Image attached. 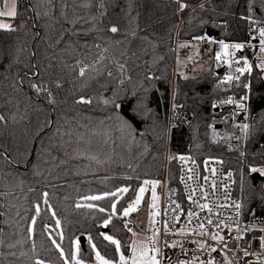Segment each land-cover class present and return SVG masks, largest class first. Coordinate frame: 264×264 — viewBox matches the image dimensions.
I'll list each match as a JSON object with an SVG mask.
<instances>
[{"label": "trees", "instance_id": "trees-1", "mask_svg": "<svg viewBox=\"0 0 264 264\" xmlns=\"http://www.w3.org/2000/svg\"><path fill=\"white\" fill-rule=\"evenodd\" d=\"M203 1L18 0L12 28L0 29V264H73L80 237L83 262L87 253L113 262L128 254L125 222L134 225L121 201L113 214L112 196L88 212L79 200L122 187L134 199L145 178L161 175L176 30L181 39L209 28L241 41L249 21L264 20V0ZM247 79L254 119L244 143L229 148L213 142L211 102L221 92L214 70L177 74L174 99L190 120L173 131L168 149L169 157L188 154L199 163L221 159L246 214L264 207V179L251 181V170L264 165V79L259 70ZM125 98L140 131L119 112ZM167 179H178L171 159ZM57 220L60 232L51 238ZM102 233L120 241L119 253Z\"/></svg>", "mask_w": 264, "mask_h": 264}, {"label": "built area", "instance_id": "built-area-1", "mask_svg": "<svg viewBox=\"0 0 264 264\" xmlns=\"http://www.w3.org/2000/svg\"><path fill=\"white\" fill-rule=\"evenodd\" d=\"M261 28H264V20L249 21L245 38L241 41L210 37L205 32L189 39H181L178 29L174 34L170 47L172 57L170 93L164 114L166 132L164 166L161 175L155 179L160 182L157 186L159 232L156 237L159 249L157 258L160 264H180L181 261L186 264L201 262L207 264L210 259L214 260L215 264H225V257L231 264H264V207L252 208L247 214L244 212L242 201L233 193V172L225 169L221 159L208 157L199 163L188 154H177L173 157L168 155L171 134L190 120L184 113L183 104L177 103L174 99L175 78L177 74L182 73L196 76L209 69L214 70L216 85L221 92L211 102L212 111L217 109L213 118V142L229 148L239 147L244 143L254 119L249 98V81L244 80L249 77L250 72L240 74L236 69L243 67V61L246 59L251 69L259 70L264 79V69L258 67L264 62V53L260 52V48L264 46L260 44ZM221 42L229 45V48L222 49ZM236 43L244 47L231 48V45ZM218 52L221 53L220 59H217ZM225 52L232 55H225ZM228 76L233 77L231 82L226 80ZM236 76H239L238 80L235 79ZM229 98L233 102L224 103ZM239 104H243L244 108L238 107ZM242 124L249 126L246 133L240 128ZM180 157L185 159L181 160ZM169 159L175 161L178 167L177 183L172 185L168 184L167 179ZM205 177L208 179L205 180ZM205 203L209 207L201 209L199 205ZM236 203L241 205L239 209L234 207ZM176 205H179L178 209ZM189 211L195 214L191 220L188 218ZM209 219L213 224H208ZM221 221L224 223L221 224ZM165 223L168 224L167 233ZM200 224L205 226L208 235H199ZM217 224L220 226L216 227ZM125 227L128 231L131 229L129 232L132 235L137 234L130 223L125 222ZM181 230L184 231L183 235L180 234ZM212 233H219L224 240L220 242L212 240ZM198 242L205 244V248L201 249ZM213 247L217 251L211 252L210 249ZM245 251L248 253L247 256L244 255ZM127 256L129 258V252Z\"/></svg>", "mask_w": 264, "mask_h": 264}, {"label": "snow or ice", "instance_id": "snow-or-ice-1", "mask_svg": "<svg viewBox=\"0 0 264 264\" xmlns=\"http://www.w3.org/2000/svg\"><path fill=\"white\" fill-rule=\"evenodd\" d=\"M0 5H2V7H0V17H11V18H14L17 15L15 0H11V2H10V0H0ZM183 7H185V5L182 4L181 5V9H183ZM0 29H11V25H9L7 23L0 22ZM111 31L112 32H116V31H118V29L116 27H113V28H111ZM259 35H260V44L264 45V28L260 29ZM243 47H244V45L239 44V43L231 45V48H233V49H242ZM221 48L226 50V49L229 48V45L224 44L223 42H221ZM260 52L264 53V46H262L260 48ZM225 55L231 56L232 53L225 52ZM220 57H221V53L218 52L217 53V59H220ZM243 64H244L243 67H238L236 69L237 73L244 74L245 72H250L251 71V67L249 66L248 61L246 59L243 61ZM258 67L264 69V62H262L260 65H258ZM80 74L84 75V69L83 68L80 70ZM235 79L238 80L239 76H236ZM226 80L228 82H231L233 80V77L232 76H228V77H226ZM33 87H37V86L33 85ZM245 87H247V85H245ZM39 90L40 89H38V91ZM83 102H87V101H83ZM108 102L109 101H107V100L105 101V103H108ZM232 102L233 101H232L231 98H229L227 101H224V103H232ZM238 107L244 108V105L243 104H239ZM0 119H2V117H0ZM240 128L242 130H244L245 133H246L247 129L249 128V126L247 124H242V125H240ZM180 159L183 160L185 158L184 157H180ZM212 171H213V175H214L215 174V170L213 169ZM251 171L252 172L259 171L261 175H264V169H255V168H253ZM191 178L192 177H189V179H191ZM204 179L207 180L208 178L205 177ZM159 183H160L159 181H154V180L153 181H150V180L143 181V186H141L138 189L136 197L132 201V203H130L128 205V207L126 209H124L123 215L126 217L131 212L136 210V208L141 203V200L143 199V194L147 190V188H146L147 185H151V187H152V204L150 205V207L151 208L156 207V201L158 200V196L156 194V186ZM213 187H215V185H213ZM128 191H129L128 187H122V188H118L115 192L104 193L103 196L93 195V196L85 197V199L96 201V200H100V199H103V198L108 197V196H112V197H117L118 198V194L119 193H127ZM205 197H206V194H205ZM189 199L192 200V197L189 196ZM45 203H47V200H45ZM193 203H196V201H193ZM80 206H81L80 204H77V207H80ZM87 206L88 207H92V205H87ZM176 207L178 209L179 205H176ZM199 207H201V209H207L209 206H208V204L205 203V204L199 205ZM234 207L236 209H239L241 207V205L239 203H236V204H234ZM112 209H113V214H115L116 203H113ZM99 210L101 212L104 211L103 208H100ZM39 211H40V209H39V207H37V214H39ZM156 214H158V213H151L150 212V224L154 223V220L152 219V217L154 215H156ZM194 215L195 214L193 212L189 211V213H188L189 220H191ZM35 219H36L35 217L32 218L33 224L35 223ZM110 219L111 218H109V220H105L104 221V225L105 226H107V224L110 222ZM176 219H179V217H176ZM59 223L60 222L57 220L56 221L57 226H59ZM220 223L223 224L224 222L221 221ZM208 224H210V225L213 224V221L211 219H209L208 220ZM219 226H220V224L216 225V227H219ZM164 227H165V232L167 233L168 232V224L165 223ZM253 227H255V226H253ZM199 228L201 229V231L199 232V235H208V232L205 229V226L203 224H200ZM29 231L31 232L32 229L30 228ZM129 231H131V229H129ZM158 232H159V229H154L153 230V235H152V237H150V240H151L152 245H153L151 248H149L147 245H142V246L138 247V245L134 241L132 246H131L132 247V256H131V258H126L123 254H121L119 256L118 264H160V261L157 258L158 254H159V249L155 247V241H156V237H157ZM180 234L183 235L184 231L181 230ZM101 235H103L105 240L109 241L111 244L116 245L117 253L120 252V247L121 246H120V241L119 240L114 239L111 235H106V234H103V233ZM211 239L214 240V241L220 242V241L224 240V237L220 236L219 233H212L211 234ZM53 243L55 244L56 242L53 241ZM56 246H57L58 249H60V245L59 244H57ZM199 247L201 249H203V248H205V244L199 243ZM225 247H226V244H225ZM93 249H95V245H93ZM210 251L211 252H215V251H217V249L213 247V248L210 249ZM149 252H151L152 254L149 255ZM60 253H61V257H63L64 253H63L62 249H60ZM244 255L245 256L248 255L247 251L244 252ZM71 259L73 261V264H83V261L77 259L75 253H73ZM96 260H97L98 264H113V261L105 259L99 252H96ZM37 264H43V262L42 261H37ZM65 264H68L67 260L65 261ZM180 264H186V262L181 261ZM201 264H203V262H201ZM207 264H215V262H214V260L210 259V260L207 261ZM225 264H231V261H229L227 259V257H225Z\"/></svg>", "mask_w": 264, "mask_h": 264}, {"label": "rangeland", "instance_id": "rangeland-1", "mask_svg": "<svg viewBox=\"0 0 264 264\" xmlns=\"http://www.w3.org/2000/svg\"><path fill=\"white\" fill-rule=\"evenodd\" d=\"M207 1L208 0H205V1H203V3L207 2ZM10 2H11V0H10ZM15 4H16V12H17L18 0H15ZM0 7H2V5H0ZM11 19H12L11 17H0V22L7 23V24L11 25ZM11 28H12V25H11ZM1 30H8V29H1ZM254 70H257V69L256 68H252L251 71H250V74ZM250 74H249V76H250ZM122 75L124 76V74H122ZM181 75L183 77L191 78V77L199 76L200 74L196 75V76H193L192 74H184V73H182ZM122 87H123V85L121 84L120 88H122ZM107 94L108 93H106V95ZM127 101L128 100L125 98L123 102H127ZM162 117H163V120H165L164 119V115ZM165 137H166V132H165ZM165 150H166V140H165ZM165 150H164V158H165ZM163 166H164V161H163ZM255 169H264V165L257 166V167H255ZM162 170H163V167H162ZM257 172L260 174L259 171H257ZM261 176L264 178V175H261ZM156 178L157 177H155V178H145V179L150 180V181H153V180L155 181ZM145 179L143 181H145ZM100 184L104 185L105 182H101ZM141 186H143V182H142ZM157 186H156V194L158 196V200L156 201V207H154V208L150 207V205L152 204V187H151V185H147L146 186L147 190L143 194V199L141 200V203L139 204V206L136 208L135 211L131 212L128 216L125 217L126 221H129V222H131L134 225L133 229L135 227L136 230H137L136 231L134 229V231L137 234H133L132 235V233L129 232L128 235H127L126 241H125V246L129 245V258H131V256H132V247L131 246H132L134 241L136 242L138 247L142 246V245H147L149 248H151L153 246L152 242L150 240V237H152V235H153V230L154 229H158V219H159V194H158ZM128 194H129V191L127 193H119L118 194V198L117 197H111V198H115L116 199V201L114 203L121 201V206L123 205L122 214H123L124 209H126L128 207V205L130 203H132V201L135 199V198L134 199H129ZM94 195L103 196V194H94ZM89 196H93V195H89ZM89 196H84V197H82L79 200L82 203V206L85 207L86 212L91 211L90 209H97L99 206L100 207L104 206V203L98 204V202H101L103 199L108 198V197H105L103 199L96 200V201L85 199V197H89ZM87 205H92V207H88ZM150 212L151 213H158V214H156V215H154L152 217V219L154 220V223H151V224H150ZM93 215L94 216H98L99 218H101L99 215H97V213L93 212ZM144 223H145L144 228H141L144 225ZM99 225H100V223L97 226H99ZM137 228H140V229L138 230ZM59 232H60V224H59V226H57V224H56V227H54V233H52L51 238L53 236H55L54 235L55 233L59 234ZM131 236L133 238H131ZM130 238H131V241H130ZM155 247L157 248L156 241H155ZM73 248H74L73 249V253H75L76 256H77L78 252H79V250H78L79 244H78L77 240L74 241ZM121 254L122 253H120L119 256ZM151 254L152 253L149 252V255H151ZM123 255L126 258H128L127 255H125V254H123ZM90 256H91L90 253H87L86 255H84V258L86 259V261H84L83 264H98V262L96 260V254L93 255V258L91 259L92 261H90ZM118 262H119V259H118L117 262H113V264H118Z\"/></svg>", "mask_w": 264, "mask_h": 264}, {"label": "water", "instance_id": "water-1", "mask_svg": "<svg viewBox=\"0 0 264 264\" xmlns=\"http://www.w3.org/2000/svg\"><path fill=\"white\" fill-rule=\"evenodd\" d=\"M205 33L208 36H210V37L211 36H213V37H217L218 36L217 32H215V31H213L212 29H209V28L205 30ZM218 73H220V72H218ZM131 103L132 102L129 101L127 103L121 104L119 106V112L126 120H128L132 124V126L135 129L140 131L141 130V124L130 113ZM214 112H217V109H215ZM263 179L264 178L258 172H253L251 174V181H252L253 185H256L259 180H263ZM78 243L83 246L84 237H80L78 239Z\"/></svg>", "mask_w": 264, "mask_h": 264}]
</instances>
